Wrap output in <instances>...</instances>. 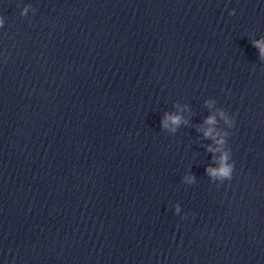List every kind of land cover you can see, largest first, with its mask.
I'll use <instances>...</instances> for the list:
<instances>
[{
    "label": "water",
    "instance_id": "1",
    "mask_svg": "<svg viewBox=\"0 0 264 264\" xmlns=\"http://www.w3.org/2000/svg\"><path fill=\"white\" fill-rule=\"evenodd\" d=\"M0 17V264H264V0H0ZM216 109L235 121L213 126L221 183L196 131Z\"/></svg>",
    "mask_w": 264,
    "mask_h": 264
},
{
    "label": "clouds",
    "instance_id": "2",
    "mask_svg": "<svg viewBox=\"0 0 264 264\" xmlns=\"http://www.w3.org/2000/svg\"><path fill=\"white\" fill-rule=\"evenodd\" d=\"M17 7L19 8V15L21 17H24L30 10L28 4H24L23 6L17 4ZM228 14L232 15L233 10L229 9ZM3 23V17H0V26H2ZM250 44L257 50L258 58L264 61V37L253 39L250 41ZM205 104L211 107L209 101H205ZM175 107H177L176 112H164L160 118V127L162 129H167L169 132H174L179 124L187 123L180 115L179 107ZM217 118L223 122L227 129H232L234 127L235 121L233 117L222 109H216L203 118L202 123L196 126V131L201 133L204 139L211 141V143L203 146L205 151L213 154L210 157L212 163L205 166L204 172L210 181L221 183L232 178L233 162L230 158V150L225 147L227 142L226 137L229 133L223 129L213 127L217 124ZM181 181L186 184H191L194 182V177L191 174H187L181 178ZM173 211L178 213L180 209L177 205H173ZM181 218L183 219L184 217L182 216Z\"/></svg>",
    "mask_w": 264,
    "mask_h": 264
}]
</instances>
